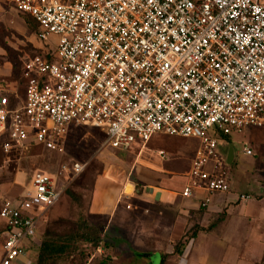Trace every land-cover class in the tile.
Segmentation results:
<instances>
[{"label":"built area","instance_id":"1","mask_svg":"<svg viewBox=\"0 0 264 264\" xmlns=\"http://www.w3.org/2000/svg\"><path fill=\"white\" fill-rule=\"evenodd\" d=\"M11 3L35 22L39 46L19 57L18 84L0 75L5 152L39 146L65 154L76 126L97 127L107 147L138 154L155 136L195 138L179 194L205 206L230 192L217 142L264 127V0ZM242 151L252 154L245 145ZM84 166L70 159L55 171L35 169L20 196L0 200V264H21L40 240L44 216Z\"/></svg>","mask_w":264,"mask_h":264},{"label":"rangeland","instance_id":"2","mask_svg":"<svg viewBox=\"0 0 264 264\" xmlns=\"http://www.w3.org/2000/svg\"><path fill=\"white\" fill-rule=\"evenodd\" d=\"M54 39V36L50 38L51 41ZM38 45L29 19L13 9L11 0H0V74L8 82H14L12 85L18 84L20 63L14 67L9 58L16 57L19 61L20 56L32 53ZM104 140L105 135L99 128L78 126L69 130L65 154L62 155L39 146L5 152L0 143V200L20 196L35 169L55 171L59 163L73 159L85 164L80 175L66 187L75 195V200L64 192L44 216L40 232L71 234L84 220L101 229L104 220L88 212L93 181L98 175H104L120 185L132 182L140 189L142 185H155L179 191L191 157L199 145L195 138L160 135L148 143V151L138 154L135 149H111L104 144ZM244 145L252 151V155L243 153ZM229 148L233 159L223 166L228 184L238 195L243 193L249 198L232 204L242 208L239 212L231 210L228 215L223 208L216 214L197 218L202 226L192 217V225L181 234V249L191 242L189 246L192 245L193 249L189 260L197 264H232V257H227L231 247L236 250L238 259L249 264H264V127H249L220 139L217 149L224 155L225 162ZM155 149L164 150L167 158L161 160ZM126 188L128 190L129 186ZM228 227L229 232L226 231ZM111 231V228L104 230L105 241L114 238ZM198 234L200 236L194 243L192 237ZM105 244L102 242L99 245V252L86 243L80 244L79 252L56 264H100L102 258L107 259L105 264H123V258H111L113 252H108L109 244ZM35 253L32 250L26 257H21L20 263L33 264ZM153 262L158 263L155 259ZM125 264L131 262L127 260Z\"/></svg>","mask_w":264,"mask_h":264},{"label":"crops","instance_id":"3","mask_svg":"<svg viewBox=\"0 0 264 264\" xmlns=\"http://www.w3.org/2000/svg\"><path fill=\"white\" fill-rule=\"evenodd\" d=\"M229 163L226 161V164ZM126 186H129L128 190ZM179 191L155 185H142L140 189L132 182L120 185L104 175H98L93 181L88 212L104 220V230L112 229L114 238L108 239L107 247L108 252H113L111 258H123V264L127 260L131 264H153L154 259L158 261L157 264H197L189 260L193 249L192 245L189 246L191 242L186 244L180 255L173 252L175 244L181 240V234L192 225V217L202 226L197 218L216 214L223 208H226L228 215L231 210L239 212L242 209L232 205L239 200L238 193L231 188L230 192L210 196L205 206H201L197 198H183ZM126 205H130L129 208ZM229 230L230 227L226 229L227 232ZM200 234L193 235L194 243ZM229 256L232 257V264H249L238 259L232 247Z\"/></svg>","mask_w":264,"mask_h":264},{"label":"trees","instance_id":"4","mask_svg":"<svg viewBox=\"0 0 264 264\" xmlns=\"http://www.w3.org/2000/svg\"><path fill=\"white\" fill-rule=\"evenodd\" d=\"M29 19V22L35 29V22L29 16H24ZM12 66H16L20 61L18 59L9 58ZM77 127V126H76ZM228 136H224L223 138H227ZM45 150V149H43ZM48 151V150H46ZM71 199L75 200V195L69 190L65 189L64 191ZM108 239L104 240V226L103 228L94 227L89 223V221L84 220L81 222L79 228L75 230L74 233L71 234H55L49 231H44L41 233L40 240L36 244H32L29 246V253L32 250H35V259L33 264H56L63 262L68 256H72L79 252L80 244L86 243L91 246L94 250L99 247L102 242H106V246ZM181 241V240H180ZM177 242L174 246V253L180 255L182 253L181 243ZM164 260V256H162V261ZM107 263V259L102 258L100 264Z\"/></svg>","mask_w":264,"mask_h":264},{"label":"water","instance_id":"5","mask_svg":"<svg viewBox=\"0 0 264 264\" xmlns=\"http://www.w3.org/2000/svg\"><path fill=\"white\" fill-rule=\"evenodd\" d=\"M231 158H232V150H231V148H229L227 151V155H226L227 163H229L231 161Z\"/></svg>","mask_w":264,"mask_h":264},{"label":"bare ground","instance_id":"6","mask_svg":"<svg viewBox=\"0 0 264 264\" xmlns=\"http://www.w3.org/2000/svg\"><path fill=\"white\" fill-rule=\"evenodd\" d=\"M126 187H128V186H126ZM127 189V188H126Z\"/></svg>","mask_w":264,"mask_h":264}]
</instances>
